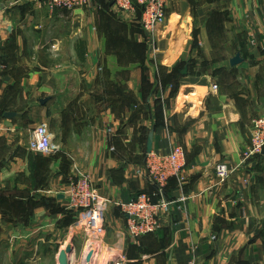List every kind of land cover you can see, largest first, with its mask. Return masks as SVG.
Segmentation results:
<instances>
[{
  "label": "crops",
  "instance_id": "obj_1",
  "mask_svg": "<svg viewBox=\"0 0 264 264\" xmlns=\"http://www.w3.org/2000/svg\"><path fill=\"white\" fill-rule=\"evenodd\" d=\"M101 1L97 17L0 0V114H15L0 117V264H58L67 247L69 264H264V158L242 160L264 114V0H167L180 21L156 32L152 53L139 15ZM43 124L58 146L46 181L43 157L26 148ZM151 133V151L186 156L184 181L161 193L137 173ZM219 163L231 171L224 182ZM76 174L107 202L103 240H89L67 208ZM140 193L168 207L157 232L132 240L116 203Z\"/></svg>",
  "mask_w": 264,
  "mask_h": 264
},
{
  "label": "built area",
  "instance_id": "obj_2",
  "mask_svg": "<svg viewBox=\"0 0 264 264\" xmlns=\"http://www.w3.org/2000/svg\"><path fill=\"white\" fill-rule=\"evenodd\" d=\"M50 10L74 11L88 7L92 0H40ZM122 13L139 15V26L149 52L155 49V34L163 28L167 19V0H107ZM28 152L43 156H51L58 151L53 141V134L47 125L36 126L29 134L26 146ZM264 114L251 122V147L243 154V161L252 157L264 158ZM186 156L181 146L173 147L168 153L149 152L144 155L142 170L149 181L156 186L159 193L170 181H184L186 173ZM231 175L227 165L219 163L214 168V176L218 182L226 181ZM67 208L76 213L75 226L82 230L89 240H103L105 237L106 200L102 199L88 175L78 174L70 181L64 193ZM155 195L140 193L130 201L116 203L126 217V228L132 240H139L154 234L160 229L159 214L167 209L168 204L161 198L153 202ZM160 196V194H157ZM180 198L178 201H183ZM97 246V245H95ZM95 246L92 251L94 255ZM92 255V256H93ZM93 258V257H92ZM91 258V259H92ZM115 259V258H114ZM114 264H122L124 258L114 260ZM186 264H199L194 260Z\"/></svg>",
  "mask_w": 264,
  "mask_h": 264
},
{
  "label": "rangeland",
  "instance_id": "obj_3",
  "mask_svg": "<svg viewBox=\"0 0 264 264\" xmlns=\"http://www.w3.org/2000/svg\"><path fill=\"white\" fill-rule=\"evenodd\" d=\"M221 1V0H220ZM33 2L35 3V4H37V5H39L40 6V8H47V6L42 2V1H40V0H33ZM214 2V7L216 8V7H219V8H227V5L225 4V3H223V1L221 2V3H219V4H217V1L216 0H202V2L200 3V5H203V6H208L209 8L211 7V3H213ZM102 3V4H101ZM216 3V4H215ZM219 5V6H218ZM175 8L174 9H176L175 11H181V8H186V6H184V4L182 3V5L179 3L178 4V2L177 3H175ZM87 8H95L96 9V13L95 14H97V17L99 16V13H97V12H99L98 10V8H107V6L104 4V2L103 1H101L100 0V3L98 2V1H96V0H92V2H91V4L88 6V7H86V8H83V9H87ZM48 10H50L49 8H47ZM170 9H173V8H168V10H170ZM101 10V9H100ZM170 13V12H169ZM179 13V12H178ZM102 15V14H101ZM99 17H101V16H99ZM102 17H103V15H102ZM98 20V19H97ZM170 20V21H169ZM180 20L178 19V17H171L170 19L168 18V16H167V19H166V24L167 25H170L169 26V31L171 32H175V28H176V26H177V24L178 23H176V22H179ZM143 35V34H142ZM48 128H49V126H48ZM50 129V128H49ZM25 136H27V132L26 131H23V138H25ZM38 155V154H37ZM40 156H42L43 157V163H44V166L42 167V169H43V171H44V179H45V181L47 180V176H49V175H51V176H53L54 174H48V170H50V168H51V165L50 164H48L49 163V161L51 160V156H43V155H40ZM31 168H33V166L31 165L30 166V171L32 170ZM39 168V167H38ZM76 176H78L77 174H76ZM75 179V178H74ZM74 179H72V180H74ZM71 180V181H72ZM70 182V181H69ZM68 182V183H69ZM68 183H67V185H68ZM66 185V186H67ZM3 192V191H2ZM5 206H3V205H0V212L1 211H5Z\"/></svg>",
  "mask_w": 264,
  "mask_h": 264
},
{
  "label": "water",
  "instance_id": "obj_4",
  "mask_svg": "<svg viewBox=\"0 0 264 264\" xmlns=\"http://www.w3.org/2000/svg\"><path fill=\"white\" fill-rule=\"evenodd\" d=\"M2 10L1 6H0V11ZM242 62V59L240 58V55L239 54H236L231 60H230V65L232 67L240 64ZM186 73V70L184 69L182 74H185ZM49 101V98H45V99H41L40 100V104L41 105H44L46 104L47 102ZM15 117V114L12 113V112H7V113H4L3 114V118H7V119H12ZM151 141H152V133L149 135L148 137V147H147V150H146V153H149L151 152L150 150V145H151ZM264 151V150H263ZM59 198H61L62 196H58ZM71 253V248L70 247H67L64 251H61L59 253V256H58V264H69L68 262V255ZM92 255H93V252H90L85 260L86 262H90L91 258H92Z\"/></svg>",
  "mask_w": 264,
  "mask_h": 264
},
{
  "label": "trees",
  "instance_id": "obj_5",
  "mask_svg": "<svg viewBox=\"0 0 264 264\" xmlns=\"http://www.w3.org/2000/svg\"><path fill=\"white\" fill-rule=\"evenodd\" d=\"M77 55L79 59L82 61L83 60V54H84V43L83 42H77ZM83 48V49H82ZM3 116V113L0 114V117ZM146 154V153H145Z\"/></svg>",
  "mask_w": 264,
  "mask_h": 264
}]
</instances>
